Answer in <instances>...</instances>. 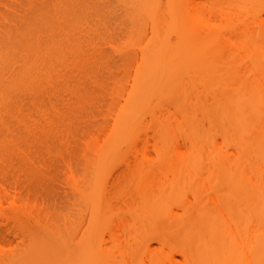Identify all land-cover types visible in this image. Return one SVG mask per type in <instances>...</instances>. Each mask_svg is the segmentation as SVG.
I'll return each instance as SVG.
<instances>
[{"label": "bare ground", "instance_id": "1", "mask_svg": "<svg viewBox=\"0 0 264 264\" xmlns=\"http://www.w3.org/2000/svg\"><path fill=\"white\" fill-rule=\"evenodd\" d=\"M208 5H201L197 0H0V221L12 216L19 222L26 223L31 221L26 215L45 211L36 207L33 202L36 201L35 198H39V194L41 200L47 195L52 196L53 190L50 194V187H54L55 182V188L58 189L60 179L52 172L57 163L52 157L56 155V149H61L62 152L65 150L64 154L67 152L71 155L70 158L77 157L78 161L82 154L81 157L85 159L81 164L83 179L89 176L92 168L95 169V175L101 168L98 163L106 157L116 156L124 149L128 152L130 150L128 155H136V165L144 162L146 158H143L148 155L143 150L139 151L143 147L141 144L137 146L138 120L144 113L146 103L152 102L154 98L160 100L161 94L162 99L165 97L163 92H166V96L172 94L173 102L178 100L174 103L175 106L179 105L176 111L181 116L175 115L171 120L175 119L173 123L177 122V125L179 123V129L183 131L181 135L187 134L184 138L187 137L186 140L190 141L189 144L186 141V147L182 145L185 149H177L179 152L186 148L190 150L188 145H191L195 152L199 150L200 146L195 145L199 143V139H196L198 134H194L197 132L189 110L194 88L205 89L216 98L220 96L221 102L216 109L213 108L210 114L208 110V114L205 113L220 122L223 144L228 145L227 149L223 145V148L217 147L222 149L215 151L231 160L228 159L230 167L233 165L244 171L245 181L249 183L246 184L244 200L252 201L249 204L252 210L250 212L256 211L264 216V68L257 66L247 70L235 69L231 72L232 79L226 82L218 81L216 86L206 83L202 85L200 82L198 85L196 77L199 73L187 63L190 56L185 55V51L189 48L193 50L200 39L189 45L191 40L184 37L190 42L185 40L189 44L183 46L185 32H190V35L185 33V36L194 40L196 37L192 35L196 31L199 33L194 35L202 36L204 33V39L209 32L212 39L216 38L213 40L216 43L211 42L214 46L226 44L227 41L229 46L233 44L231 47L236 49L244 46L245 33L238 30L244 36L240 38L237 29H231L232 25L227 32L222 33V28L217 24L219 8ZM227 13L226 18L229 20L226 21L233 24L232 12ZM113 31H121L130 37L129 41L115 50L122 58V62L119 60L120 64L117 63L119 66L115 63L112 65L116 66L110 65V59L107 58L109 55L103 49L104 44L97 42L103 34L114 33ZM228 32L229 37L226 36ZM211 35L208 36L209 40ZM173 36H177V42L172 40ZM236 42L243 44L237 45ZM105 59L108 60L104 61ZM115 69H119L121 73L118 74ZM236 72L246 74L239 78L234 74ZM202 73L205 71L202 70ZM186 84L191 85L190 88ZM97 88L101 91L113 88L112 94L130 88L129 96H124V102L121 101V105L125 104L120 110L117 109L119 111L114 118L117 125L114 124L110 133H106L107 129L90 131L87 126L85 130L83 123L81 124L80 106L85 105ZM86 106L88 105L83 108ZM82 111L86 113L87 110ZM93 114L90 117L84 114L83 117L90 119ZM177 116L184 120L189 117V121H182V118L178 120ZM181 122H185V128ZM79 124L84 129L79 128ZM187 131H190V136L193 132L196 142L188 136ZM100 132L107 134L103 133L106 139H102L104 135ZM133 141L137 145H133ZM124 145L126 148L122 150ZM229 147L236 151V157H232L236 153L231 149L230 151ZM223 150L226 151L225 154ZM228 150L233 154L230 155ZM131 152H140L145 156L140 157V153L134 155ZM183 155L185 157V153ZM62 158L57 160L61 161ZM139 159L142 161L139 162ZM62 164H57L58 168ZM144 176L141 178L147 179L144 182L153 178L151 174ZM42 189L45 191H41ZM40 192L42 195L44 192L47 194L42 196ZM159 241L165 244L166 239L162 237ZM2 259L12 261L14 258Z\"/></svg>", "mask_w": 264, "mask_h": 264}, {"label": "rangeland", "instance_id": "2", "mask_svg": "<svg viewBox=\"0 0 264 264\" xmlns=\"http://www.w3.org/2000/svg\"><path fill=\"white\" fill-rule=\"evenodd\" d=\"M197 1L201 5L209 4L219 8L217 24L222 28V33L227 32L230 25L231 29L245 33L244 44L240 42L244 45L241 49L231 47L233 44L229 46L228 41L226 44L221 42L222 45L219 46L212 45L216 43L213 41L216 38L212 39L213 36L209 32L204 39V33L201 32L202 36H195L194 34L199 33L196 31L194 36L191 34L192 37H196L195 40L185 36V33L190 35V32L184 33L183 38L189 37L191 44L189 39L184 38L183 46L192 45V42L200 39L199 43H195L193 50L189 46H186L188 50L184 47L185 55L190 56L187 63L199 73L196 77L198 85L226 82L232 79L231 72L235 69L247 70L257 66L264 68V0ZM228 11L232 12L233 24L226 21L229 20L226 18ZM113 32L97 37V42L104 44V47H101L109 55L107 58L110 60L104 61L108 60L110 65L112 63L117 65L122 58L115 50L122 47L125 41H129L130 37L121 31ZM234 32L232 33L236 34ZM226 34L229 37V32ZM242 34L240 33V38L244 37ZM210 35L212 41L208 38ZM176 38L177 36H173L172 40L177 42ZM185 40L189 41L188 44ZM238 43L237 45L240 44ZM115 64L112 66H116ZM202 70L205 73H202ZM234 74L242 78L241 75L246 73ZM251 75L253 76L252 73ZM187 84L186 87L189 86ZM100 89L102 90V87ZM105 89L91 90L94 93L91 92L89 101L84 102L88 106L85 109L84 104L80 106L83 120L94 113L91 120L87 118L82 122L81 119V124H85H82L85 130L87 126L90 131L107 129L106 133H110L114 124L117 125L114 118L119 108L125 104L121 105L124 96L125 98L129 96L130 88L129 90L126 88V91L121 89L123 91L120 90L121 93L115 92L118 89L116 88L114 95L111 93L113 88L107 89V92ZM193 91L189 110L194 119L190 121H194L193 127L195 125L197 132L194 134L196 136L198 134L196 139L197 141L199 139V143L195 145H199L200 149L198 146L199 150L196 152L191 149V145H188L190 150L186 148L190 152L183 151L185 148L182 145L186 147V141L188 144L190 141L186 140L187 137L184 138L187 134L181 135L183 131L179 129V123L177 125V122L173 123L175 119L171 120L175 115H180L176 111L179 105L175 106L178 100L175 99L174 103L173 95L166 96V92H163L165 97L162 99L161 94L160 100L153 99L154 96L159 97L154 95L151 98L153 101L146 103L144 113L138 120L139 139L136 138L137 135H134L136 136L134 139L139 140V143L137 145L136 141H133L132 144L136 143L137 146L141 144L143 147H139V151L147 152L148 156L142 157L146 158L144 162H141L142 158L139 159L141 164L136 165L137 152H131L135 153V156L128 155L130 150L129 148V152L125 150L124 145L122 148L124 150L118 152L116 156H108L109 158L106 157L98 163L101 164V168L95 175V169L92 168L89 176L83 179L84 170L81 164L85 159L81 157L82 154L78 161L77 157L70 158L71 155L67 152L64 154L65 150L62 152L61 149H56L57 153L54 150L56 155L54 153L52 155L57 157L63 153V158L62 155L59 157L62 158L61 161L52 156L54 160L56 159L53 160L57 162L56 166L63 163L60 168L53 165L51 168L55 166V169H50L56 174L57 179H60V182L57 180L60 183L59 190L56 189L55 182L56 185L51 186L49 192L51 194L53 190L54 196L53 194L46 196L47 193L44 192L46 201L41 200L40 194L39 198L34 199L36 207L45 211L41 214L26 215L27 219H31V223L29 221L21 223L12 216L0 221V264H264V216L256 211L250 212L252 210L249 204L252 201L244 200L246 184H249L246 183L244 171L233 165L230 167L229 158L215 151L217 147L223 148L224 145L222 134L220 135L221 124L217 119L205 115L208 114L207 110L210 114V111L213 108L215 110L220 104V96L216 98L205 89L194 88ZM92 96L95 98H91ZM82 109L87 110L86 113ZM84 114L89 116L83 117ZM188 118L185 119L186 122L189 121ZM177 119L184 120L183 117ZM87 120L90 121L86 122ZM79 128H82L81 125ZM187 132L190 136V131ZM103 133L101 134L104 135ZM105 135L102 139H106ZM190 137L194 138L193 132ZM177 148H183L181 149L183 153ZM230 149L233 148L229 147ZM224 151L222 152L225 154ZM230 151V155L233 154ZM184 153L185 157L182 156ZM138 155L145 156L141 153ZM234 156L236 157L237 153L232 157ZM53 161L51 163H54ZM147 174L153 175L151 176L153 178L149 182H144L147 179L141 178ZM40 193L42 195V192ZM162 237L166 239L165 244L159 241ZM2 257L14 259L4 261Z\"/></svg>", "mask_w": 264, "mask_h": 264}]
</instances>
